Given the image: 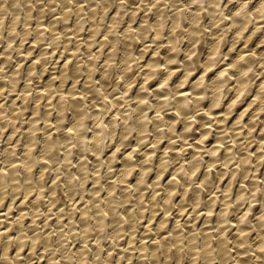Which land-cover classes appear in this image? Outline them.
Wrapping results in <instances>:
<instances>
[{
    "label": "bare ground",
    "instance_id": "bare-ground-1",
    "mask_svg": "<svg viewBox=\"0 0 264 264\" xmlns=\"http://www.w3.org/2000/svg\"><path fill=\"white\" fill-rule=\"evenodd\" d=\"M29 1L26 0V2ZM68 1L69 0H61L62 4H64V8L62 9V11L60 10L61 12L58 17L53 14L55 16V20L51 19L53 20V22L50 20L51 24L48 27L52 31L55 30L56 26H58L59 23L60 24L61 23L66 24L67 22L70 23L69 18L71 17L70 13L72 12L68 8V5L71 6L70 4H68L69 3ZM73 1L75 2L77 0H73ZM161 1L153 0L152 4L154 5V7L156 6L157 9L156 12L151 10L150 7H148L152 11V13L154 12L156 13L155 14L156 17L153 22H148L149 17L151 16L147 17L148 20L145 18V16H143L141 20H138L140 22H138L139 24L135 27L134 26L135 23L133 22L134 20H136L137 15H135L136 12L133 11L131 15L132 18H130V22L128 21L129 24L127 23L128 25H126L125 23L126 25L125 29L124 30L121 29L122 35H119L120 34L119 33L118 34L119 36H115L116 34L114 35L111 33V37H110V35L108 36L107 33L103 32V30L105 29L104 27H102L103 28L102 30V28L98 25L100 23L97 22V25H95L94 23L95 26L92 24L91 25L92 28L90 27L92 35H90V38L88 37L87 40L88 51H86L87 49H85L86 53L88 52L89 58L88 59L86 58L87 61L84 62L83 64L81 60H80L81 63H79V61H75V60L72 61L73 58L71 59L72 55L74 54L77 55L78 53H80L79 51L80 44H79L77 45L78 47L74 48V51H72L65 60L58 59L56 61L57 66L59 65L58 67L59 70L56 71L54 69L55 71L50 70L51 72H49L48 70L49 66L46 65L48 59L45 60L46 56H44L45 53L43 52L45 49L43 51L41 50L42 52L37 54L36 58L29 65V68L28 69L26 68L28 74L27 76L28 79L26 80L27 83L23 89L21 88L22 89L21 94L19 95L15 94L18 95V97L11 96L12 95L11 93L18 88V87L16 88V84L22 81L19 75L18 76L21 79V80L19 79L20 80L19 82L16 81L17 80L16 78H18V76L15 78V75L19 74L21 72L20 71L21 69L19 68L20 72L18 71V69H16L14 72H12L13 70H10L12 72L11 74H9L11 75L10 78L12 84L9 90L11 91L9 93L11 94L9 95V97L11 96V98H9L8 100L5 99L4 100L5 102L0 101V264H58L59 261L57 260V257L59 255L62 256V257H58L59 260L63 261L62 264H71L75 258L74 257L72 258L73 260H71V257H73V253L78 259L77 261H80L81 264H85L87 262L86 256L88 255L87 258H89L90 252L88 251L91 250L90 248H92V252L94 249L95 252L99 253L100 251L101 254L103 253L101 250L103 249L102 247L104 246L101 247L96 242V240L103 238L101 237L100 238L98 237V239L95 238L96 240L92 242L90 241V235L93 234V231H95L94 234L97 231L99 235L100 233H103L102 231H106V229L104 228H107L109 230L108 227L110 226L106 227V224L110 222V221L107 222L108 218H111L112 219L111 221L114 222L112 224L114 225V229H115L113 238L115 239L114 243L116 244L117 242L121 241L120 239H118L119 236L122 235L124 236V234H122L123 233L122 230L124 228L122 229L121 228L122 226L120 224H124L125 220L127 221L126 223L129 224V226L127 225V227H129L128 229H130L129 242L132 246L128 245L127 249L125 248L123 249L121 246L119 251L120 254L122 252L125 253L126 251L131 254L132 253L131 250L133 251L135 250L133 241L136 238L135 237L136 231L139 230L140 228L143 229L142 240L138 250L140 255H138L139 259L136 264H184V262H186L185 264H229L230 261L234 262L232 264H248V263L250 264L251 262L249 261L251 259L254 260V263L256 264H264V76L263 78L256 81L257 76L263 75L264 73V26L262 27V25H264V20H263L264 0H258L254 4L248 0H240V1L238 0L239 3L229 11L228 10L226 11L225 9L227 8L228 5L226 7H224L223 5L224 0H210L207 12L204 11L203 9L205 7L204 0H189V4L187 3H186L187 5L184 4L187 7L182 6L183 4L182 2L181 7L182 8L184 7V10L180 8L179 5L177 4L180 3V0H172L173 1L172 7L174 8L176 6L174 9H172L173 10L172 14L168 12L169 11L168 9H167L168 11H166V9L161 7L162 4ZM165 1L167 4L170 3L167 2V0ZM66 2L68 3L66 4ZM84 2L85 1L81 3L84 4ZM98 2L102 4L101 12L103 16L105 15L107 17L106 14L109 13L108 3L110 2V0L109 2L108 0H98ZM125 2H126L125 4L123 2L116 4L120 9L124 5L126 6L129 0ZM53 3L50 5H53ZM19 4L23 5V3L21 2ZM33 4L31 7L35 5ZM55 4L57 5V3ZM86 4L87 3H85V5ZM1 5L3 4H0V6ZM30 5L28 8L27 6L23 7L24 10H26L27 8L24 19H26L28 22L31 21L29 19L33 17L32 15H34L33 13H31L33 12V10L31 11ZM3 6L2 8H4ZM15 6H13V10ZM91 6L92 4L89 7ZM52 7L54 10L55 6ZM82 7L83 6L81 5L79 6V8L76 7L75 9V13H77V16L79 15L78 17L80 18L79 19L80 22L78 21L74 23L75 26L73 25L75 33H79L80 29L82 28V25L85 26L84 22L83 23L81 22L82 20L81 16L83 15L80 16V12L81 10H83ZM96 7L97 6H92L91 11L89 10L90 14L87 13L88 16L89 15L91 17L94 16L93 17L94 19L97 17V13L95 17V10H97ZM111 7L113 8V6ZM2 8L0 10L1 16L4 14L3 13L4 9ZM16 8L18 11V7ZM19 8H21V6H19ZM23 8H21L22 11ZM9 9L5 8V10H8V13H9ZM48 9L50 10L49 7ZM119 9L118 11H120ZM19 11L21 12L20 9ZM58 11L59 10H57V12ZM72 11L74 13V10ZM118 11H116V13L112 16L111 27L112 29L115 27V30L119 26H121L120 24L122 23V20H124L123 18H125L122 17L120 13L118 14ZM202 11H204L205 13ZM86 12L84 13V16ZM54 13H56V11H54ZM203 17L204 19L210 17L211 27H215L214 25H216V23L219 24L220 22H222L223 21L222 19L224 17L225 18L227 17L228 19L224 23L219 25V28L221 27V31L223 30L222 33L221 32L218 33L217 30L219 29L217 28L216 32L213 30L215 33L214 32L212 33L211 38L210 35L209 37L208 35H206L205 39L203 40L201 33L203 29L201 19H203ZM20 18L21 19L23 18L22 14ZM41 18L38 17L37 19H41ZM86 18L88 17L86 16ZM1 19L2 17L0 18V20ZM101 19L103 20V23L104 20H106L105 18H101ZM11 21L12 23L9 24L11 25V27H9L11 31H13L16 28L17 24L20 25L21 23H23V21L21 22L20 19L18 20L17 14L13 16ZM83 21H86V19L85 20L83 19ZM252 21L254 22V24L249 25L251 24ZM1 22L2 20L0 21V24ZM167 22L168 25L166 27L164 26V24ZM66 25H68V23ZM36 26L34 29L37 35L35 36L36 39L35 41H33L34 43L31 44V46L29 47L30 51L26 53V56L25 54L23 55L21 54L22 57L25 56L26 58H28V56L31 55V51H32L31 49L33 48L34 50V48L38 45L37 41L43 39L42 32L45 31L47 27L44 26L43 21L41 23L39 22V24L36 23ZM179 27H182V29L178 30L179 31L178 32L177 29H179ZM0 29L4 32L0 35L2 36L5 34L4 30L6 29L4 28L2 29V27H0ZM10 29H8V31H10ZM31 29H33V27ZM64 29L66 30L65 27ZM28 30L29 29H27V32ZM34 30L32 31L34 32ZM100 30L103 33H105L106 36H108V38H110L113 47H117L118 43L122 42V45L125 49L123 51L125 64L123 68L120 70L119 76L121 82L122 80L124 81L125 86L123 89H121L120 87L114 88V89L119 88L120 90H122L121 92L122 94L120 95H117L116 91L114 92L113 89V93L117 95L116 97H114V94H112L113 96L110 95L109 97V93H108L109 98L113 97V99L111 98L112 100L110 103L106 102L109 99L107 98L106 100L107 94L105 95V98L103 97L102 99V100L105 99L106 103L105 102L103 103L102 100H101L102 103L99 102L98 104H95L96 102L94 103L95 107L97 106V109L93 111L92 114L93 115L92 120L94 126L93 128H90L92 131L88 133V131L90 130L88 129V127L89 126L91 127V125H89L88 122L87 124L89 126L86 127L87 125L86 121H89L87 120V118L89 117H86L88 116L87 114L89 108L86 109L88 106L84 107L83 105L85 104L83 103L84 102L83 98H85L84 93L81 96L79 95V91H77L78 93L76 94L75 89L76 87H78L77 86L79 84L78 82L82 80L81 78L83 75V73L81 74L82 71H85L86 79H87V81L84 83L85 86L82 88L86 89L87 88L86 85H88L87 83L91 82L92 84V82L95 81L94 78L98 71L97 68H99L100 66L96 67V64L98 63H96L95 55H93L92 46L94 45V43L98 41V40L96 41L94 37L99 36L100 33L98 31ZM118 30L115 32H118ZM14 31L16 32L17 29H15ZM111 31L112 30H110V32ZM230 31L231 34L228 36V32ZM56 33L58 34V32ZM63 33H59V34L62 35ZM7 34L10 33H6L5 38H8ZM17 34H19V32ZM28 34H26L25 37L28 36ZM11 35L13 34L11 33ZM63 35H66V33ZM164 35L167 38L166 41L165 39H163L164 43L162 47L165 46L163 54L157 55L159 54L158 52L160 51L159 49L161 48L160 47L161 45L151 53V56L146 60L145 63L146 67L143 70L144 76L142 78V81H140L139 83L140 86L133 87L135 85L134 83L139 79L138 77L135 76L136 71L135 70L133 71L132 68L134 69V67L135 68H139V67H136V65H134L135 63H133L134 60L138 58V55L136 56V58L135 56H133L134 58L132 57L131 53L134 49L130 47L131 44L138 43V41H139L138 44H141L140 41L143 40L144 41L143 48L141 49L140 53L142 54L141 56L143 55L145 56L146 53L148 54V50L151 48L150 45L155 43L158 38L160 39V37ZM55 36L56 34L54 35L53 39L52 38L50 39L53 40L52 42L50 41L51 44L52 43L56 44L55 40L58 41V38H60ZM106 36L104 37V39L101 40L100 42L101 44L107 41L108 38H106ZM180 36H182L183 38L182 40L179 39ZM13 37L15 36L10 37V39ZM62 37L65 38V36ZM29 38H30V34H29ZM79 38L81 37L79 36ZM148 38H150L149 41L150 44L146 45L145 42H147L146 39ZM201 38L203 41L202 44H199ZM8 39H6V41ZM184 39L186 41L185 44L186 48L183 47V50H180L178 48L180 47L182 41L185 42ZM65 41L68 42L66 39ZM81 41L82 40H80V42ZM2 42L0 40V43ZM35 43L37 44L36 46ZM65 44H67L68 46L69 43H65ZM256 45L261 46V48L256 49L255 48ZM10 46L9 48L6 46V48L10 49ZM103 46L104 45H102V47ZM95 47L96 44L94 48ZM68 48H70V46H68ZM77 49H79L78 52ZM117 49H119V47ZM110 50L111 53L109 54L108 59L105 61L104 67H101L103 69H101V71L99 72L101 75L100 77L102 80L101 82H103V84H101L102 86L100 88H97L96 85L94 84L97 81L93 83L95 87L94 89L97 88L96 92L95 93L93 92L95 95H97V93L99 95L100 92L103 91L105 87L109 86L107 82L108 83L112 82L110 76L112 74L111 72L114 71L113 64H115L116 61L118 60L117 59L118 56L115 59L113 55L116 56L115 54L116 51H113L112 49ZM198 50L199 53L197 55H194ZM7 52L10 53V51ZM7 52L6 54L5 52L3 53L7 55ZM98 52H101V50H99ZM136 52H137V48H136ZM92 55L94 57H91ZM98 56L99 55H96V57ZM141 56L139 55V57ZM78 57L82 59L81 56ZM97 59L99 62L100 61L99 58ZM17 60L15 61L17 62ZM221 61L223 62L218 67L217 65L221 63ZM162 64H165L166 66H162ZM13 65L17 66L18 64L16 65L13 63ZM20 66L21 65H19V67ZM117 66L115 65V67ZM161 66L163 68L165 67L164 69L167 70L164 71ZM37 67H41L37 71L39 76L43 77L46 83H45V88L38 89L33 97L31 95L34 93L32 91L31 94L29 92V89L32 86L31 80L33 79V75ZM214 67L215 68L218 67V69L209 73L210 70ZM179 68H181V70ZM195 70L196 73L194 76L193 74ZM158 72L159 75H157ZM3 73L0 75H4ZM38 74L34 75L35 78L36 75ZM155 74L157 76V79L154 81V84H150L151 82L150 80L155 78L154 76ZM71 76L73 77L70 78ZM116 76L118 75L116 74ZM5 82L2 80L1 83L2 84L4 83L3 85L5 86L6 84ZM35 82L37 83V81ZM39 83L41 84V82ZM118 83H120V81L119 82L116 81L114 83L115 85L113 86H116ZM91 84H89V86ZM92 87L90 89H92ZM31 89L33 90V88ZM3 92L4 89L2 93ZM45 96H47L48 101L41 102L40 101L41 98ZM153 96H155V98H153ZM100 97L102 96H99L98 98ZM31 98L33 100L32 115L30 116L29 113L30 117H28V119L26 117L27 119L26 121L24 120L21 121L20 116L27 115L24 114L26 113V109L31 101L29 99ZM105 104H107V108L109 107L112 108V110H114L113 109L114 107L118 110L116 113H113V116L111 118L109 117L110 119L108 121L107 120L105 121L104 119L106 117L105 113L107 109L105 108L106 106ZM6 109L7 110L9 109L10 112L6 113L8 112ZM68 109H70V113H71V109L73 110L72 111L73 115L71 116V118H68L67 116L68 115L67 112H69ZM152 109L154 111H152ZM170 109H172V112L167 113L166 111L167 110L169 111ZM53 110H56V116L55 119L51 121L52 118H54L51 117L53 114ZM201 111L203 112L200 113ZM109 113H111V110ZM152 113H154V115L151 116ZM41 117L44 118L43 123H40L39 121ZM152 122L155 124V128L153 127L154 129L151 128ZM150 131H153L154 134V138L151 139V141L149 140L151 143L150 145L152 146L144 149V151L139 156H137L136 148L137 147L139 148V146L141 147L142 145H144V143H146V141H148L147 139H149L148 136L151 133ZM130 134L131 135L133 134L131 136L132 138L129 137ZM60 135L62 136L61 137L62 139L61 138L60 139L63 140V143L65 145L63 143H60V139L58 144L64 145V148L63 147L62 148L64 150L63 155H65V157H63V160H65V162L66 161L70 162V159L73 157L72 152L75 149L74 147H72V145L74 142H77L76 149L79 152L76 153L79 154L78 156L81 155L77 167L78 171L73 172L74 171L73 167L75 166L72 165V163L70 165L73 169L72 170L73 173L69 172V176L67 175V178L69 177L67 181L68 186L65 184L68 187L69 192L71 190L73 192V189L75 188L74 186H76L74 185L76 181L73 184V179L75 180L76 175L79 176L78 182L81 181L80 183L82 184L85 181L83 179L86 176L85 168H87V166H85V164L87 163L88 165L87 161L89 160L87 159L88 157L83 159L86 156L85 154L91 152L94 155L93 157H96L95 160L93 159L94 161H96V163L97 161L102 160L100 158H102L103 156L102 153L104 149L110 146V144L108 143L109 146L106 147V142H105V140L107 139L106 137L110 136V138L114 141L115 137L117 136L116 137L117 139L113 147L114 149L113 152L107 158V160L104 159L105 162L106 161L108 162V168L110 169L111 167L115 166V164L113 165V163L116 164L120 163V161L117 160L118 158H121L120 157L121 154L118 153L119 148L122 147L124 144L127 145L131 143L134 144L128 150L124 151V154H122L123 155V158L121 159L123 161L122 168L120 167L121 168L120 171L118 170L119 175L117 176V178L115 177L114 180L108 181L109 189L105 196L101 197L100 195V197H98L99 196L98 194L101 191L100 187L102 186L99 187L97 182H99L98 175L101 174L96 175L97 171L95 172V177L92 178L94 179V183L95 184L97 183L98 186L94 188L90 187L92 188L91 190L92 192H90V194L92 193V195H90L91 199H89V201L90 200L91 201L90 202L88 201L89 204L88 202L86 203L88 205H84L82 203L80 204L79 202L78 203L79 205L75 207L76 205L75 204L73 206L74 208H76L75 210H77L75 212L76 215L75 213L72 212L70 217L68 216V218H65L63 216L64 215L63 213L65 212L62 213L63 210L62 207H58V210H56L57 208L56 204L58 202L57 200H59V197H61L62 195L58 194V188L54 187L55 184L53 183L52 184V186L54 185L53 188L51 189L49 187L51 191L47 198L48 205L46 204V207H50L49 208L50 211L56 210V213L52 212V214H54L55 217L51 218V216L46 215L47 217L44 218L45 217L44 216L43 217L44 219L41 218L42 221L40 222L39 214L43 216L42 214L43 211L42 213L40 212L41 207L43 203L46 202L43 201V194L45 193L44 187L46 185L43 186L42 184L44 181L47 180V179L46 180L43 179L44 178L43 175H45V171L47 168L45 169L44 172L41 169L43 173L38 177H37L38 175L37 173L36 175V177L38 178L37 180L34 178L33 168L35 167V164L37 162L38 165L40 164L39 161H41L43 167L45 166L47 167L48 165H50L53 159L54 161L55 159L57 160V155H60V152L62 151V150L59 151V154H57L55 157L54 155L55 146L59 138L58 136ZM193 135L196 137V140L195 142L191 141L192 145L190 146V148H187V145L189 144L188 140ZM165 137H168L167 139L168 144H166V146L164 145V149L161 151L162 154L158 159V157L156 158L155 156L158 151L157 148L159 147L160 142L164 140ZM176 137L177 139L175 140ZM176 141L180 142L181 145L180 148H177L176 144H178L179 142L177 143ZM207 142H210V144L207 145L206 144ZM39 145H40V150L37 148ZM59 148L60 147H57V149ZM170 148H172V151H169ZM36 149L41 151L39 155L36 153ZM190 149L193 152V154L189 158H187L185 152ZM37 155L39 157H37ZM136 156L137 158L135 159L134 157ZM48 160L50 161L49 164L45 165L46 161ZM59 160H61V158ZM63 160L61 161L63 162ZM171 162L172 163L176 162V163L173 166V168L169 170L170 167L169 165ZM54 163H58L59 165L61 162L59 163L58 161ZM61 164L59 166H61ZM97 165L99 166V163H97ZM40 167L42 168V166ZM68 167L66 166L65 170L63 168L64 173L69 169H71V167L70 168ZM135 167H138V169L135 170ZM153 167L155 171L153 172L152 170L154 177L150 170ZM52 168L54 169V167ZM55 168L57 169V167ZM67 168L68 170H66ZM90 170L88 172H90ZM52 171H54L55 174V169ZM59 171L61 172V170ZM60 172L58 173L59 175H57L59 177H61L60 174L63 173ZM133 172H134V177L132 179L131 174ZM49 173H52L51 170L49 171ZM112 173H116V172L113 171ZM150 174H151L150 177H152L151 185L154 188V192H152L148 196L147 205L149 206L150 210L148 214L149 217H147L146 216L147 208L145 207V205L143 206L141 202L142 200H144L143 197L145 196L144 193H147L148 191L144 192L142 186L146 180H149L147 178L149 177ZM47 177L49 178V176ZM63 177L65 178V176ZM100 177L102 179L103 176ZM89 179L91 180V177ZM64 180H66V178ZM47 181L50 180L48 179ZM64 183H66V181ZM117 183L119 184L124 183L122 184V187L124 188L125 191L122 190L123 191V192L121 191L122 194L119 191L120 193L118 194L121 195L120 196L117 195L115 199L113 196L114 195L113 191L117 186L116 185ZM108 184L106 185L108 186ZM131 185H133V188H135L134 189L136 191L135 200H137L136 203H138V204L133 203L136 204V206L138 205L137 207L134 206V208L130 206L132 196L129 194V192H127V190L130 191V188L128 189V187H130ZM61 186L63 187V185ZM104 186L105 184L103 185V187ZM145 189L146 188H144V190ZM160 190L162 191L160 192ZM74 194L71 195L74 196ZM83 194L86 195L87 193H83ZM118 196L120 199L119 200L120 203H122V205L125 206V211L123 213L122 212L119 213V211H123V209L122 210L120 209L118 211L117 208ZM60 199H62V197ZM175 205L178 207L177 208L178 212H181L182 215L185 213L187 206H191L189 210L187 208L188 211H193L195 213V217L193 219L195 220V222L192 223L191 226L187 224L192 220L186 222L183 221L184 223H182L179 221V217L175 220L173 225L171 224L172 226L168 224L169 223L168 220L171 214L170 210ZM72 208L69 209V212H71V210L72 211L74 210ZM159 210L160 211L162 210V216H159L161 214ZM234 211L238 212L236 218L232 216L233 215L232 213ZM145 217H147L148 219L144 223L142 222V219H145ZM200 219L202 220L199 223ZM122 220H124V222ZM211 221H214L213 226L210 225L207 227L206 224ZM112 222H110L109 224H111ZM52 224H54V227L51 226ZM64 224L67 225L68 227H64ZM186 227H188V232L183 231ZM211 227H214L216 229L213 231L212 228L211 231L209 230ZM229 228H232L233 231L232 236L228 235ZM198 229H200V231L195 232V230ZM152 232H154L157 235L155 237L153 236V238L148 241L145 240L147 237L152 235L151 234ZM102 237L105 238V235H103ZM72 238L77 240L80 239V241L78 242V249L74 251L73 248L71 252L68 250L70 252L69 253L66 252L65 248L67 245L65 246V244L67 243L66 241ZM54 240H56V242ZM100 241L101 240H99L98 242L101 244ZM106 245L109 244L107 243ZM112 249L113 247L107 251L105 259H103L105 264H109V260H111L109 259V257L112 255L114 251L117 252L119 248L117 249V251L115 249L114 251H112ZM135 251L137 252V250ZM120 256L122 257V255ZM103 261H101L102 264Z\"/></svg>",
    "mask_w": 264,
    "mask_h": 264
},
{
    "label": "rangeland",
    "instance_id": "rangeland-1",
    "mask_svg": "<svg viewBox=\"0 0 264 264\" xmlns=\"http://www.w3.org/2000/svg\"><path fill=\"white\" fill-rule=\"evenodd\" d=\"M1 1H2V3H1ZM4 1V2H3ZM5 1H6V3H5ZM13 3H12V2ZM20 1L21 3H23V5H20L18 2ZM24 1V2H23ZM27 1H29V0H27ZM35 1V2H34ZM30 0L29 2H26V0H0V4H5L4 6L3 5H1L0 6V10H1V8H2V6L4 7V8H2V9H4V11H3V15L1 16L0 15V18L2 17V22H1V24H0V27H2V29L4 28V29H6V30H4L5 31V34L4 35H2V36H0V40H1V42L2 41H4V42H2V43H0L1 45H0V74H2L3 72V74L4 75H0V83L2 82V80L5 82V81H7V82H5L6 84H5V86L2 84V87H1V84H0V89L1 88H3L4 89V92L2 93V91H3V89H1L0 90V93H2L3 94V96H2V94H0V101L2 102H5L4 100L6 99V100H8L9 98H11V96H15V97H18V95L19 94H21V92H22V89L25 87V85H26V80L28 79L27 78V76H28V74H27V69L29 68V65L31 64V62L36 58V56H37V54H39V53H41L44 49L47 51V54H46V51L44 50L43 52L45 53V55L44 56H46V58H45V60H47L46 62H47V66H49L48 67V70H49V72H51V71H57V70H59V65L57 66V64H56V61L58 60V59H61V60H65L67 57H68V55H70V53L72 52V51H74V48H76V47H78L77 45H79L80 44V50L79 49H77V52H78V50L80 51V53H78L77 55H75V57H74V55H72L71 56V59H72V61H79V63H81V61H82V64L84 63V62H86L87 61V59L89 58L88 57V52L86 53V51H88V49H87V40H88V37L90 38V35H92V33H91V28H92V24L94 25V23H95V25H97V22L98 23H100V24H102V25H100V24H98L101 28L102 27H104V29L106 30H103V28H102V30H103V32H105V33H107L108 34V36L110 35V37H111V33L112 34H116L115 36H119V35H122L121 33H122V31H121V29L122 30H124L125 29V26L126 25H128L129 24V22H130V18H132L131 17V15H132V13H133V11H135L136 12V14L135 15H137L136 16V20H134V22L133 23H135L134 24V26L136 27L139 23L138 22H140V21H138V20H141L142 18H143V16H145V18L148 20V18L147 17H149V16H151V17H149V20H148V22H153L154 20H155V17H156V11H157V9H156V6L154 7V5L152 4L153 3V0H129V2L130 1H132V2H127V4H126V6L124 5L123 7H121L120 9L118 8V6H117V4L116 3H126L125 1H128V0H117V2H116V0H110V2H109V0H108V5H109V10H108V14H106L107 15V17L104 15L103 16V14H102V4H100L99 2H98V0H91L92 1V3H91V1H89V0H77V1H71V0H69L68 2H66V4L68 3V4H70L71 6H69L68 5V8L71 10V12L72 13H70V15H71V17L69 18L70 20V23L69 22H67L68 23V25H69V28H70V30H69V28H68V25H66V24H64V23H61L62 24V26H61V24L59 23V27L58 26H56V28H57V30H56V28H55V30H56V32H58V34L55 32V30L54 31H52L51 29H49L48 27L50 26V24H51V22H50V20L51 19H53V20H55V16H59L60 15V12L62 11V9L64 8V4H62V2H61V0ZM70 1H71V3H70ZM83 1H85L84 2V4H82L83 3ZM112 1H113V3H112ZM121 1V2H120ZM159 1H161V0H159ZM172 0H167V2H170V3H166V1L164 0H162L161 2H162V4H161V7L162 8H164V9H166V11H168L169 13H173V10L172 9H174L173 7H172V3H173V1L171 2ZM209 1L210 0H204V11H206L207 12V9H208V5H209ZM230 1V2H229ZM240 1V0H239ZM239 1L238 0H224V3H223V5H224V7H226L227 5V8H225L226 9V11L228 10H231L233 7H235L238 3H239ZM248 1H250L251 3H255L256 1H258V0H248ZM15 2H17V3H15ZM26 2V3H25ZM31 2V3H30ZM37 6H35L33 3ZM38 2V3H37ZM43 4H42V3ZM54 2V3H53ZM82 2V3H81ZM151 2V3H150ZM165 4H164V3ZM182 2H183V4H182ZM12 3V4H11ZM15 3V4H14ZM53 3V5H50V4H52ZM55 3H57V5L59 6H57ZM78 3V4H77ZM85 3H87L86 5H85ZM135 3V4H134ZM189 4V0H180V3H177L178 5H179V7L180 8H182L181 7V4H182V6H184V7H187L186 5L187 4ZM230 3V4H229ZM9 4V5H8ZM19 4V5H18ZM25 4H27V5H25ZM30 5V7L32 6V4L34 5L33 7H31V11L33 10V12H31V13H33L34 15H32V16H30V17H32V18H30L29 20H31V21H27L26 19H24V16H25V14H26V10H27V8L29 7V5ZM38 4V5H37ZM46 4V5H45ZM48 4V5H47ZM55 4V5H54ZM61 4V5H60ZM83 6L82 7V9L83 10H81V12H80V16L81 15H83L84 16V13L86 12V14H85V16L83 17V16H81L82 18V20H81V22L83 23L84 22V24H85V26L84 25H82V28L80 29V31H79V33H75V31H74V26H75V24L74 23H76V22H80V18L77 16V13H75V9H76V7L77 8H79V6H81V5ZM92 4V6H97L96 7V9L97 10H95V17H96V13H97V17L94 19L93 17H91L90 15L88 16V14H90V11H91V7H89L90 5ZM112 4V5H111ZM116 4V5H115ZM136 4H139V5H136ZM141 4V5H140ZM184 4H186V5H184ZM16 5V6H15ZM44 7H43V6ZM79 5V6H78ZM101 5V6H100ZM151 5H152V7H151ZM165 5V6H164ZM168 5V6H167ZM206 5H207V7H206ZM11 6H12V8H11ZM13 6H15L14 7V10H13ZM19 6H21V8H23V7H26L27 6V8H26V10H24V8H23V11H22V9L21 8H19ZM41 6V7H40ZM45 6H47V7H45ZM52 6H55L54 8L56 9H54L53 10V7ZM57 6V7H56ZM86 6V7H85ZM111 6H113V8L111 7ZM114 6H115V8H114ZM117 6V7H116ZM144 6V7H143ZM9 7H10V9H9ZM16 7H18V11H17V8ZM34 7H36V8H34ZM48 7L50 8V10L48 9ZM52 7V8H51ZM71 7V8H70ZM74 9H73V8ZM89 7V8H88ZM142 7V8H141ZM147 7V8H146ZM148 7H150L151 8V10H153V11H155L154 13H152V11L150 10V8H148ZM184 7L182 8L183 10H184ZM5 8H8L9 9V13H8V10H5ZM34 8V9H33ZM87 8V9H86ZM93 8H95V7H93ZM100 8V9H99ZM126 8V9H125ZM142 10H141V9ZM19 9L21 10V12L19 11ZM46 9V10H45ZM118 9L120 10V11H118ZM140 9V10H139ZM144 9V10H143ZM149 9V10H148ZM155 9V10H154ZM168 9V10H167ZM202 9V10H203ZM13 10V11H12ZM42 10H44V11H42ZM53 10V11H52ZM57 10H59L58 12H57ZM61 10V11H60ZM72 10H74V13H73V11ZM86 10V11H85ZM90 10V11H89ZM100 10V11H99ZM11 11V12H10ZM52 11V12H51ZM54 11H56V13H54ZM84 11V12H83ZM116 11H118V14L120 13L121 14V16L122 17H125V18H123L124 20H125V22H124V20H122V23L120 24L121 26H119L116 30H115V27L112 29V27H111V24H112V16L116 13ZM123 11V12H122ZM204 11H202V12H204ZM14 12V13H13ZM20 12V13H19ZM43 12V13H42ZM100 12V13H99ZM113 12V13H112ZM124 12H125V15H124ZM127 12V13H126ZM139 12V13H138ZM146 12H147V14H146ZM15 15V14H17L18 15V20L20 19V21L22 22L23 21V23H21L20 21V25L22 26H20L19 24H17V26H16V28L15 29H17V33L19 32V34H17L14 30V32L13 31H11V29L9 28V27H11V25H9V24H11L12 23V18H13V14ZM45 13V14H44ZM82 13V14H81ZM88 13V14H87ZM205 13V12H204ZM218 13V12H217ZM21 14L23 15V18L21 19L20 18V16H21ZM55 16H54V15ZM72 14H73V16H72ZM75 14V15H74ZM94 14V13H93ZM100 14V15H99ZM112 14V15H111ZM130 14V15H129ZM146 14V15H145ZM13 15V16H12ZM170 15V14H169ZM86 16L88 17V18H86ZM110 16V17H109ZM139 16V17H138ZM41 18V19H37V18ZM100 17V18H99ZM78 18V19H77ZM94 20H93V19ZM101 18H105L106 20H104V23H103V20L101 19ZM111 18V19H110ZM225 18V17H224ZM222 19L221 21L222 22H220L219 24H217L216 23V25H214L215 27H211L210 26V17L209 18H205L204 19V17H203V19H201V23H202V25H203V29H202V38H203V40L205 39V37H206V35H208V37H209V35H210V38H211V36H212V33L215 31L216 32V30H217V28L219 29V30H217V32L218 33H222V31H221V27L219 28V25L220 24H222V23H224L228 18L226 17L225 19ZM83 19L85 20L86 19V21H88V22H86V21H83ZM101 19V20H100ZM109 19H110V21H109ZM0 20V21H1ZM32 20H33V22H32ZM38 20H40V21H38ZM53 20H51L52 22H53ZM77 20V21H76ZM97 20V21H96ZM169 20H170V18H169ZM264 20V19H263ZM26 21V22H25ZM43 21V24H44V26L45 27H47L46 28V30L45 31H43L42 32V35H43V39H41V40H39V41H37V44L35 43V48H34V50H33V48L31 49L32 51H31V55H29L28 56V58H26L25 56H26V53L28 52V51H30L29 49V47L31 46V44H33L34 42L33 41H35V39H36V37L35 36H37L36 35V32H35V26H36V23L37 24H39V22L41 23ZM74 21V22H73ZM101 21H102V23H101ZM129 21V22H128ZM136 21V22H135ZM203 21V22H202ZM18 22V23H19ZM28 22V23H27ZM31 22V23H30ZM50 22V23H49ZM105 22H106V24H105ZM111 22V23H110ZM256 22V21H255ZM5 23V24H4ZM8 23V24H7ZM24 23H26V24H24ZM30 23V24H29ZM124 23V24H123ZM125 23H126V25H125ZM128 23V24H127ZM206 25H205V24ZM23 24V25H22ZM166 24V25H165ZM164 24V26H166L167 27V25H168V22L167 23H165ZM209 24V25H208ZM254 24V22L252 21L251 22V24H249V25H253ZM7 27H6V26ZM19 25V26H18ZM29 25V26H28ZM57 25V24H56ZM65 25V26H64ZM74 25V26H73ZM94 25V26H95ZM208 25V26H207ZM262 25V24H261ZM28 26V27H27ZM61 26V27H60ZM217 26V27H216ZM264 25H262V27H263ZM18 27V28H17ZM33 27V29H31ZM37 27V26H36ZM64 27L66 28V30L64 29ZM85 27V28H84ZM91 27V28H90ZM121 27V28H120ZM20 28H21V30H20ZM26 30H24V29ZM62 28V29H61ZM100 28V29H101ZM165 28V27H164ZM216 28V29H215ZM249 28V27H248ZM8 29H10V31H8ZM27 29H29L28 30V32H27ZM47 29H48V31H47ZM60 29V30H59ZM108 29H109V31H108ZM119 29V30H118ZM182 29V27H179V29H177V31L178 30H181ZM32 30H34V32L32 31ZM59 30V31H58ZM63 30H64V33H63ZM72 30V31H71ZM110 30H112L111 32H110ZM117 31L118 30V32H115V31ZM134 30V29H133ZM203 30H205V31H203ZM214 30V31H213ZM25 31V32H24ZM31 33H30V32ZM48 33H47V32ZM71 31V32H70ZM101 31V30H100ZM100 31H98L99 33H97V34H99V36L97 37V36H95L94 38L96 39V41L98 42V45H97V42L96 43H94V45L92 46L93 48V50H92V52H93V55H95V60H96V63H98V64H96V67H99V68H97V73H96V76H95V81H97V82H92V84L94 83L95 85H96V87L97 88H100L102 85L101 84H103V82H101L102 80H101V75H100V71H101V69H103V68H101V67H104V64H105V61L108 59V56H109V54L111 53V50L110 49H112L113 51H116L115 52V54H116V56H114L113 55V57L116 59V57L118 56V60L116 61V63H115V61H114V63L115 64H113V72H111L112 74H111V76L112 75H115L116 76V74L118 75V76H116V78H115V76H110V78H111V80H112V82H110L111 83V85H110V83H108L107 82V84H109V86H107V87H105L104 89H103V91H101L100 92V94L98 95V93H97V95H95L94 93L96 92V89H94L95 87H94V84H93V87H92V84H91V82L90 83H87L88 85H86L87 86V88L86 89H84V88H82V87H84L85 86V82L87 81V79H86V74H85V71H82L81 72V74L83 73V75H82V80H80L78 83V87H76V89H75V91H76V94L78 93L77 91H79V95H83V93H84V95H85V98H83V103H85V104H83L84 105V107H87L86 109H88L89 108V110H88V116H86V117H89V118H87V120H89V121H86V124H87V122H88V124L89 125H91V127L87 124L86 125V127H88V129H90V128H93V126H94V124H93V120H92V118H93V111H95L96 109H97V106L95 107V105H94V103L95 104H98V102L99 103H102V101H103V103L105 102V99L104 100H102L103 99V97L105 98V95L107 96L106 97V100H107V98H109L110 97V95H112V94H114L113 93V89L115 88V87H120L121 89H123L124 88V86H125V83H124V81L122 80V82H121V79H120V76H119V72H120V70L123 68V66H124V47H123V45H122V42H119L118 43V45H117V47H113L112 46V42L110 41V38H108V36H106V34L105 33H103L102 31L100 32ZM232 31V30H231ZM231 31L230 32H228V36L231 34ZM33 32V33H32ZM46 32V33H45ZM55 32V33H54ZM67 32H70V33H67ZM90 32V33H89ZM110 32V33H109ZM179 32V31H178ZM206 32V33H205ZM210 32V33H209ZM214 32V33H215ZM2 33H4L1 29H0V35L2 34ZM6 33H10V34H7V37L10 39V37H12V36H15V37H13V38H11L10 40H12V41H10L8 38H5L6 37ZM11 33L13 34V35H11ZM14 33H15V35H14ZM22 33H24V34H22ZM30 34V38H29V34ZM34 33H35V35H34ZM59 33H63V34H65L66 33V35H61V34H59ZM74 35H73V34ZM120 33V34H119ZM26 34H28V36H26L25 37V35ZM56 34V36L57 37H60V38H62V39H60V38H58V41L57 40H55L56 41V44H54V43H52L51 44V42L53 41V40H50L51 38L53 39L54 38V35ZM69 34H70V36H69ZM77 34H79V35H77ZM119 34V35H118ZM10 37H9V36ZM17 35H18V37H17ZM52 35V36H51ZM59 35V36H58ZM113 35V36H114ZM166 35V34H165ZM164 35V36H165ZM227 35V34H226ZM55 36V37H56ZM62 36H65V38L64 37H62ZM79 36L81 37V38H79ZM106 36V38H108L107 39V41L106 42H104V43H100L101 42V40L102 39H104V37ZM164 36H162V37H160V39L158 38L157 39V41L155 42V43H153V44H151L150 46H151V48H150V46H149V50H148V54L146 53V57L143 55V56H141L142 54L140 53V51H141V49L143 48V40H141L140 41V43L141 44H138L139 43V41H138V43H133V44H131V48H133L134 50L132 51V53H131V55H132V57L133 56H135V58H136V56L138 55V58L137 59H135L134 60V62L133 63H135L134 65H136V67H139V68H135L134 67V69L132 68V70L134 71H136L135 72V76L136 77H138V79L139 80H137L134 84V86L133 87H135V86H140L139 85V83H140V81H142V78H143V76H144V73H143V70H144V68L146 67L145 66V63H146V60L151 56V53L154 51V50H156V48H158L160 45V47L162 48H160L159 50V54H157V55H160V54H163V51H164V47H162L163 46V43H164V40L163 39H165V41H166V36L164 37ZM17 37V38H16ZM22 37V38H21ZM25 37V38H24ZM68 37V38H67ZM71 37V38H70ZM97 37V38H96ZM227 37V36H226ZM16 38V39H15ZM78 38H79V40H78ZM162 38V39H161ZM202 38H201V41L199 42V44H202ZM2 39H5V40H2ZM6 39H8L7 41H6ZM24 39V40H23ZM65 39L68 41V42H66L65 41ZM77 39V40H76ZM180 40H182L183 38H182V36H180V38H179ZM14 40V41H13ZM25 40H27V41H25ZM80 40H82V41H86L85 43L84 42H80ZM147 40V42H145L146 43V45L147 44H150V38H148V39H146ZM161 40V41H160ZM20 41H22V42H20ZM29 41V42H28ZM41 41V42H40ZM51 41V42H50ZM70 41V42H69ZM76 41H77V43H76ZM79 41V42H78ZM184 41H185V39H184ZM24 42V43H23ZM45 42V43H44ZM49 42V43H48ZM60 42V43H59ZM183 42V41H182ZM181 42V44H180V47L178 48V49H180V50H183V47L184 48H186V41L185 42H183L182 43ZM12 45H11V44ZM15 43V44H14ZM19 43V44H18ZM40 43V44H39ZM65 43H69L68 44V46H70V48H68V46H67V44H65ZM109 43V44H108ZM5 44V45H4ZM9 44V45H8ZM14 44V45H13ZM24 44V45H23ZM62 44V45H61ZM83 44V45H82ZM95 44H96V47L94 48V46H95ZM11 45V46H10ZM52 45V46H51ZM72 45V46H71ZM76 45V46H75ZM102 45H104L103 47H102ZM111 45V46H110ZM133 45V46H132ZM183 45V46H182ZM6 46L9 48V46H10V49H8V48H6ZM39 46V47H38ZM42 46V47H41ZM56 46V47H55ZM58 46H59V48H58ZM61 46V47H60ZM67 46V47H66ZM75 46V47H74ZM82 46V47H81ZM85 46V47H84ZM108 46V47H107ZM122 46V47H121ZM44 47V48H43ZM49 47V48H48ZM104 49V51H103V49ZM110 47V48H109ZM119 47V49H117ZM5 48H6V50H5ZM42 48V49H41ZM68 48V49H67ZM106 48V49H105ZM109 48V49H108ZM114 48V49H113ZM116 48V49H115ZM136 48H137V52H136ZM256 49H260L261 48V46H259V45H256V47H255ZM14 49V50H13ZM20 49V50H19ZM67 49V50H66ZM71 51H70V50ZM73 49V50H72ZM85 49H87L86 51H85ZM96 49V50H95ZM5 50V51H4ZM42 50V51H41ZM58 50V51H57ZM66 50V51H65ZM95 50V51H94ZM99 50H101V52H98ZM107 50V51H106ZM117 50H118V52L119 51H121V52H117ZM162 50V51H161ZM7 51H10V53L9 52H7ZM12 51V52H11ZM20 51V52H19ZM22 51V52H21ZM34 51V52H33ZM82 51V52H81ZM84 51H85V53H84ZM3 52H5V54H6V52H7V55H5ZM107 52V53H106ZM135 52V53H134ZM250 52V51H249ZM2 53V54H1ZM20 53V54H19ZM100 53H101V55H100ZM104 53V54H103ZM199 53V50L194 54V55H197ZM5 56H4V55ZM10 54H11V56H10ZM23 54H25V56L24 57H22V55ZM51 54V55H50ZM55 54V55H54ZM81 54V55H80ZM83 54V55H82ZM121 54V55H120ZM135 54V55H134ZM20 55H21V57H22V60H21V57H20ZM49 55V56H48ZM65 55V56H64ZM86 57H85V56ZM91 56V57H94V56ZM96 55H99L98 57H96ZM130 55V56H131ZM139 55L141 56V57H139ZM7 56V57H6ZM10 58H9V57ZM78 56H81V58L82 59H80V57H78ZM17 57H20V58H17ZM62 57V58H61ZM85 57V58H84ZM105 57V58H104ZM112 57V58H113ZM227 57V56H226ZM225 57V58H226ZM228 57H231V56H228ZM8 58V59H7ZM87 58V59H86ZM97 58H99V62H98V59ZM134 58V57H133ZM10 59V60H9ZM18 59V60H17ZM52 59V60H51ZM121 59H122V61H121ZM7 60H9V61H7ZM15 60H17V62L15 61ZM20 60V61H19ZM44 60V61H45ZM51 60V61H50ZM81 60V61H80ZM85 60V61H84ZM113 60V59H112ZM22 61V62H21ZM26 61V62H25ZM122 62V63H120V62ZM177 61V60H176ZM6 62V63H5ZM19 62V63H18ZM25 62V63H24ZM45 62V63H46ZM137 62V63H136ZM222 62L223 61H221V63H219L217 66L219 67L221 64H222ZM13 63L14 64H18L17 66H15V65H13ZM21 63V64H20ZM112 63H113V61H112ZM177 63V62H176ZM12 64V65H11ZM24 64V65H23ZM26 64V65H25ZM101 64V65H100ZM119 64V65H118ZM121 64H122V66H121ZM19 65H21L20 67H19ZM115 65L117 66V67H115ZM138 65V66H137ZM57 66V67H56ZM162 66H166L165 64H162ZM161 66V67H162ZM3 67V68H2ZM16 67V68H15ZM18 67V68H17ZM54 67V68H53ZM115 67V68H114ZM218 67H214V68H212L211 70H210V72L209 73H211L212 71H214V70H216V69H218ZM259 67V66H258ZM2 68V69H1ZM21 70H20V69ZM27 68V69H26ZM41 67H37V69H36V71H35V73H34V75L35 74H38V71L37 70H39ZM163 68V67H162ZM165 68V67H164ZM163 68V70L165 71V70H167V69H164ZM182 68V67H181ZM181 68H179L180 70H181ZM7 69V70H6ZM16 69H18V71L20 72H18L19 74H16L15 75V78L19 75L20 77H21V79H22V81H20L21 79H20V77L18 76V78H16L17 80V82H19V83H17L16 84V92L15 91H13V92H15V93H11V94H9L11 91H9L10 90V88H11V84H12V82H11V75H9V74H11L12 72H14ZM24 69V70H23ZM55 69V70H54ZM115 69H116V71H115ZM137 69V70H136ZM1 70H2V72H1ZM10 70H13L12 72L10 71ZM51 70V71H50ZM118 70V71H117ZM26 71V72H25ZM142 71V72H141ZM7 72H9V73H7ZM24 73V74H23ZM115 73V74H114ZM195 73H196V70H195V72H194V76H195ZM22 74V75H21ZM80 74V75H81ZM138 76H137V75ZM141 74V75H140ZM9 75V76H8ZM33 75V79L31 80V84H32V86L30 87V89H29V92L31 93L32 91H33V93L34 94H32L31 96H33L34 97V95L36 94V92H37V90L38 89H42V88H45V81H44V78L43 77H40L39 76V74L38 75H36V78H35V76ZM157 75H159V72L157 73ZM2 76V77H1ZM5 77V80H4V77ZM141 77V79H140V77ZM155 76V78L154 79H152V80H150L151 82H150V84H154V81L157 79V76H156V74L154 75ZM153 76V77H154ZM263 76H264V73H263V75H258L257 76V79H256V81L257 80H259V79H261V78H263ZM73 76H71L70 78H72ZM80 77V76H79ZM78 77V78H79ZM84 77V78H83ZM114 77V78H113ZM69 78V79H70ZM9 79V80H8ZM20 79V80H19ZM34 79H36V80H34ZM114 79V80H113ZM115 79H116V81H120V83H118L116 86H113V85H115L114 83L116 82L115 81ZM25 80V81H24ZM29 80V81H30ZM34 80V81H33ZM71 80V79H70ZM110 80V81H111ZM35 81H37V83L35 82ZM22 82V83H21ZM39 82H41V84L39 83ZM10 83V84H9ZM34 83V84H33ZM24 84V85H23ZM37 84H39V85H37ZM89 84H91L90 86L92 87V89H90L91 87L89 86ZM120 84H121V86H120ZM9 85V86H8ZM70 85V84H69ZM98 85H99V87H98ZM8 86V87H7ZM112 86V87H111ZM7 87V88H6ZM39 87V88H38ZM112 90H110L109 88ZM6 88V89H5ZM22 88V89H21ZM31 88H33V90L31 89ZM154 88V87H153ZM20 89H21V91H20ZM80 89V90H79ZM81 89H82V91H81ZM90 89V90H89ZM109 91H108V90ZM90 92H89V91ZM81 91V92H80ZM87 91V92H86ZM105 91V92H104ZM111 91V92H110ZM116 91V94L117 95H120V94H122L121 92H122V90H120L119 88L117 89H114V92ZM118 91V92H117ZM8 92V93H7ZM94 92V93H93ZM104 92V93H103ZM107 92V93H106ZM120 92V93H119ZM81 93V94H80ZM87 95H86V94ZM91 93V94H90ZM92 93H93V95H92ZM108 93H109V97H108ZM15 94H18V95H15ZM5 95V96H4ZM9 95H11L10 97H9ZM104 95V96H103ZM117 95H115L114 94V97H116ZM94 96V97H93ZM99 96H102V97H100V98H98ZM113 96V95H112ZM96 97V98H95ZM43 98V99H42ZM41 98V102H47L48 101V99H47V96H45V97H42ZM93 98H94V100H93ZM98 98V99H97ZM112 99H113V97H111ZM111 98H109L106 102H108V103H110L111 102ZM129 98H131V97H129ZM153 98H155V96H153ZM44 99H45V101H44ZM29 100H31L30 101V103H29V105H28V103H27V105H28V107H27V109H26V113L24 114V115H26V116H20V120L21 121H26L27 119H28V117H30L31 115H32V104H33V100H32V98L31 99H29ZM86 100V101H85ZM100 100V101H99ZM102 100V101H101ZM88 101V102H87ZM7 102V101H6ZM105 102V103H106ZM91 104H93V105H91ZM86 105V106H85ZM91 105V106H90ZM106 106H105V108H107V104H105ZM155 108V107H154ZM153 108V109H154ZM30 109V110H29ZM93 109V110H92ZM111 110V113H109L110 112V110ZM113 109L114 110H112V108H107L106 109V117L104 118L105 119V121L107 120H109L112 116H113V113H116L118 110L116 109V108H114L113 107ZM116 109V110H115ZM152 109V111H154ZM7 110V109H6ZM109 110V111H108ZM8 112H6V113H9L10 111H9V109L7 110ZM29 111V112H28ZM68 111L69 112H67V116H68V118H71V116L73 115V113H72V109H71V113H70V109H68ZM91 111V112H90ZM55 112V113H54ZM167 113L168 112H172V109H170L169 111L167 110L166 111ZM203 111H201L200 113H202ZM29 113H30V116H29ZM108 113V114H107ZM152 115H154V113H152L151 114V116ZM55 116H56V110H53V114H52V116L51 117H54V118H52V120L51 121H53L54 119H55ZM92 116V117H91ZM25 117V118H24ZM26 117H27V119H26ZM110 117V118H109ZM120 117V116H119ZM24 118V119H23ZM39 121H40V123H43V121H44V118H40L39 119ZM152 126V127H151ZM151 128L152 129H154L155 128V124L152 122L151 123ZM154 127V128H153ZM166 128V127H165ZM87 129V128H86ZM85 131H87V130H85ZM92 130L90 129L89 131H88V133H90ZM151 132V133H150ZM149 133H150V135L148 136V138L149 139H147L148 141H146V143H148V144H146V143H144V145H142L141 147L139 146V148L137 147L136 149H137V156H139L143 151H144V149H146V148H148V147H150V146H152V145H150L151 143H150V141H151V139H153L154 138V134H153V131H150ZM151 134H153V135H151ZM133 135V134H132ZM131 134H130V138H132L131 136H132ZM59 138H58V141H57V144H56V146H55V153H54V155H55V157H56V155L57 154H59V151H61L60 152V155H57V160L59 161V163L61 164V166H59L58 165V163H54V162H58L56 159H55V161H54V159L51 161V163H50V165H48L47 167L45 166L46 164H49V160L48 161H46V163H45V167H43V165H42V163H41V161H39V165L40 166H42V168L38 165V162L35 164V167L33 168V170L35 171V169H36V171H35V173H34V171H33V174H34V178L37 180L38 178V176H40L44 171H45V169L47 168V169H49V170H47L46 169V171H45V175H43L44 176V180H50V181H42L43 182V186L44 185H46L45 187H44V190H45V193L43 194V201L45 202V203H43V205H42V207H41V213H42V211H43V216L41 215V214H39V220H40V222L42 221L41 220V218L42 219H44V218H46L47 216L46 215H49V216H51V218H53V217H55L54 216V214H52V212L54 213H56V210H58V207H62L63 208V210H62V213L63 212H65V213H63L64 215V217L65 218H68V216L70 217V215H71V213L73 212V213H75L77 210H75L76 208H74L73 206L75 205V207L77 206V205H79L78 203L80 202V204L82 203V204H84V205H88L89 204V202L91 201H89V199H91V196L90 195H92V193L90 194V192H92L91 190H92V188H94V187H97L98 185H99V187L100 186H102V187H100L101 188V191L102 190H104V191H100V193L98 194L99 196L98 197H100V195H101V197L102 196H105L106 194H107V191H108V189H109V182L108 181H112V180H114L115 179V177L117 178V176L119 175V171H120V169L122 168V163H123V161L121 160L122 158H123V155L122 154H124V151H126V150H128L130 147H132L133 146V144L134 143H131V144H129V145H127V144H124L122 147H120L119 148V150H118V153L119 154H121V158H118L117 160H119L120 161V163H118V164H116V163H113V165L115 164V166H113V167H111V169L110 168H108V162L106 163L105 162V160H107V158L111 155V153L113 152V147H114V144H115V141H116V137H115V139H114V141L110 138V136H108V137H106L107 139L105 140V142H106V147L107 146H109V144H110V148L109 147H105L106 149H104V151H103V153H102V158H100V159H102V160H100V161H97V163H99V166L97 165V163H96V161H94L95 160V158L96 157H93L94 155L90 152V153H87V154H85L86 156L83 158V159H85L86 157H88L87 159H89L87 162H88V165H87V163L85 164V166H87V168H85L86 170V172L85 171H83V172H85V174H86V176H85V178H87V179H85V178H83L85 181V183L83 182L82 184L80 183L81 181H80V179H79V181L80 182H78V178H79V176L78 175H76V177H75V180L73 179V184H74V182L76 181V183L74 184V185H76L77 186V189H76V186H74L75 188L73 189V192H72V190L70 191V192H72V193H70L69 192V190H68V185H67V181H68V178H67V175L69 176V172L70 173H73V172H75V171H78V163H79V158L81 157V155L80 156H78L79 154V152H78V150L76 149V147H77V142H74L73 143V145H72V147H74V151L72 152L73 154V157L70 159V162L69 161H66L65 162V160H63V157H65V155H63L64 154V150H63V148H64V143H63V140H61L62 138V136L60 135V136H58ZM191 137H192V139H191ZM190 138H189V140H188V142H189V144L187 145V148H190V146L192 145V142H195V140H196V137L193 135V136H191ZM61 138V139H60ZM108 138H110V139H108ZM59 139H60V143H63L62 145L60 144H58L59 143ZM167 139H168V137H165L164 138V140H162L161 142H162V144H161V142H160V144H159V149L157 148V153H156V158L158 157V159H159V157H160V155L162 154V150L164 149V145L166 146V144H168V141H167ZM177 139V137L175 138V140ZM178 139H179V137H178ZM111 140V141H110ZM150 140V141H149ZM174 140V141H175ZM110 141V142H109ZM192 141V142H191ZM114 142V143H113ZM177 142V141H176ZM176 142H175V144H176ZM179 142V141H178ZM177 142V143H178ZM187 142V143H188ZM109 143V144H108ZM146 144V145H145ZM207 145H209L210 144V142H207L206 143ZM75 145V146H74ZM177 145V148H180V142L178 143V144H176ZM57 147H60L59 149H57ZM63 147V148H62ZM39 150H40V145L37 147ZM38 149H36V153L39 155V153L41 152V151H39ZM108 149V150H107ZM142 149V150H141ZM139 150H140V152H139ZM58 153H57V152ZM169 151H172V148H170L169 149ZM63 152V153H62ZM76 152H78V153H76ZM187 152V153H186ZM185 152V155H186V157L187 158H189L192 154H193V152L191 151V149L190 150H188V151H186ZM62 153V154H61ZM75 153H76V155H75ZM160 153V154H159ZM92 154V155H91ZM109 154V155H108ZM168 154H170V153H168ZM37 155V157H39ZM75 155V156H74ZM91 155V156H90ZM107 155V156H106ZM58 156H60V157H58ZM137 156L136 157H134L135 159L137 158ZM76 157V158H75ZM61 158V160H63V162L61 161V160H59ZM74 158V159H73ZM65 159V158H64ZM73 159V160H72ZM94 159V160H93ZM105 159V160H104ZM78 162H77V161ZM93 160V161H92ZM116 160V161H117ZM72 161V162H71ZM75 161H76V163H75ZM115 161V162H116ZM68 162V163H67ZM89 162H90V164H89ZM104 162V163H103ZM177 162V161H176ZM176 162H174V163H170V167H169V170L171 169V168H173V166L175 165V163ZM71 163H72V165H74L75 167H73V169H74V171L72 172V167L70 166L71 165ZM105 164V165H103V164ZM44 164V163H43ZM52 164V165H51ZM54 164H56V165H54ZM66 164H68V165H66ZM103 166H102V165ZM171 164H172V166H171ZM58 165V166H57ZM77 165V166H76ZM95 165H97V166H95V168H94V166ZM63 166V167H62ZM65 166V167H64ZM66 166L68 167V166H70L71 167V169H69L68 170V168H70V167H68L66 170H68V171H66L65 173H64V170H65V168H66ZM84 166V167H85ZM92 166V167H91ZM50 167V168H49ZM52 167H54V169H55V174H54V171H52V170H54ZM55 167H57V169H58V167H59V169L57 170ZM62 167V168H61ZM104 167V168H103ZM118 169H117V168ZM121 167V168H120ZM63 168H64V170H63ZM101 168H102V171H101ZM41 169H42V171H41ZM44 169V170H43ZM90 169H92V170H90ZM94 169V170H93ZM114 169V170H113ZM117 169V170H116ZM136 169H138V167H135V170ZM51 170V172L52 173H49V171ZM57 170V171H56ZM59 170H61V172H63L62 174H60V176L62 177H59V176H57V175H59L58 173L60 172ZM90 170V172H88ZM114 172H116V173H112L113 171ZM116 170V171H115ZM119 170V171H118ZM151 170V172H152V170H153V172H155L154 171V167L152 168V169H150ZM93 171V172H92ZM97 171V173H96V175H98V174H101V175H98V177H99V182H97L98 183V185H97V183L95 184L94 183V177H95V172ZM41 172V173H40ZM47 172H48V174H47ZM60 172V173H61ZM67 172H68V174H67ZM89 174H88V173ZM102 172V173H101ZM153 172H152V175H153ZM37 173H38V175H37ZM91 173V174H90ZM109 173H111V174H109ZM66 174V175H65ZM103 174V175H102ZM36 175H37V177H36ZM132 175V179H133V177H134V172L131 174ZM131 175H130V178H131ZM47 176H49V178L47 177ZM55 176H56V178H55ZM63 176H65V178H66V180H64L65 178L63 177ZM100 176H103L102 177V179H101V177ZM106 178H105V177ZM151 176V174L149 175V177L147 178V179H149V180H146L145 182H144V184H143V191L144 192H147V193H144V195L145 196H143L144 197V200H142V202H141V204L144 206L145 205V207L147 208V217H149V206L147 205L148 204V196L152 193V192H154V188L152 187V185H151V181H152V177H150ZM45 177H47V178H45ZM51 177V178H50ZM57 177H59V178H57ZM83 177V176H82ZM91 177V180L89 179ZM93 177V178H92ZM153 177H154V175H153ZM55 178V179H54ZM64 178V179H63ZM77 178V179H76ZM112 178V179H111ZM62 181H61V180ZM106 179V180H105ZM111 179V180H110ZM54 182H53V181ZM64 180V181H63ZM91 182H90V181ZM93 180V181H92ZM102 180V181H101ZM104 180V181H103ZM61 181V182H60ZM66 181V183H64ZM107 181V182H106ZM130 181H131V179H130ZM46 182H48V183H46ZM90 182V183H89ZM93 182V183H92ZM102 182V183H101ZM46 183V184H45ZM55 184V186L54 187H57L58 188V194L59 195H62L61 197H62V199H60L61 197H59V200H57L58 202H57V204H56V206H57V208H56V206H55V208H56V210H54V211H50L49 210V208L50 207H46V204L48 205V201H47V198H48V195L50 194V188L52 189L53 188V186H52V184ZM80 183V184H79ZM88 183V184H87ZM49 184V185H48ZM51 184V185H50ZM67 186H66V185ZM94 184H95V186H94ZM105 184V186L103 187V185ZM106 184H108V186L106 185ZM122 184H124V183H117L116 185V187H115V189H114V191H113V196H114V198L116 199V196L117 195H121L122 194V190H124V188L122 187ZM61 185H63V187L61 186ZM79 185V186H78ZM86 185V186H85ZM121 185V186H120ZM145 185H147V186H145ZM64 186H66V187H64ZM83 186V187H82ZM132 186V189L134 190L135 188H133V185H131ZM131 186L130 187H128V189L130 188V191L129 190H127V192H129V194L134 198H132L131 197V202H130V206H132L133 208H134V206H136V204H138V203H136L137 202V200H135V195H136V191L134 190H132L131 189ZM150 186V187H149ZM50 187V188H49ZM81 187V188H80ZM85 187H86V190H88L89 191V189H90V191L88 192V191H86L85 190ZM90 187H92V188H90ZM120 187H122V188H120ZM49 188V189H48ZM60 188V189H59ZM63 188V189H62ZM144 188H146L145 190H144ZM153 188V189H152ZM65 189V190H64ZM107 189V190H106ZM47 190V191H46ZM67 190V191H66ZM77 192H75V191ZM80 190V191H79ZM84 190H85V192H84ZM118 190V191H117ZM163 190V189H162ZM162 190H160V192L162 191ZM79 191V192H78ZM82 191V192H81ZM121 192V194H118V193H120ZM125 191V190H124ZM132 191V192H131ZM66 192V193H65ZM81 192V193H80ZM116 192V193H115ZM150 192V193H149ZM48 193V194H47ZM75 193V194H74ZM83 193H87L86 195L85 194H83ZM101 193H103V194H101ZM71 194H74V196L73 195H70ZM116 194V195H115ZM84 195V196H83ZM88 195V196H87ZM64 196V197H63ZM83 196V197H82ZM119 196L117 197V208H118V211L121 209H123V211H119V213H123L124 211H125V206L124 205H122V203H120V199H119ZM67 197H68V199H67ZM71 197H72V199H71ZM87 199V200H85V199ZM67 199V200H66ZM83 200V201H82ZM145 200H147V201H145ZM59 201H61V202H59ZM89 201V202H88ZM145 201V202H144ZM173 201H175V200H173ZM72 202V203H71ZM88 202V204H86ZM147 202V203H146ZM64 203V204H63ZM121 205H120V204ZM133 203H136V204H133ZM256 203V202H255ZM65 205V206H64ZM44 206V207H43ZM68 206V207H67ZM122 206V207H121ZM138 206V205H137ZM136 206V207H137ZM66 207V208H65ZM73 207V208H72ZM121 207V208H120ZM124 207V208H123ZM135 207V208H136ZM74 209L73 211L71 210V212H69V209ZM89 208V207H88ZM173 208H174V210H173ZM171 210H170V212H171V214H170V217H169V225L170 226H172L173 225V223L175 222V220L179 217V221L180 222H182V223H184V222H186V221H190V220H192V221H190L187 225H192V223H194L195 222V220H193L194 219V217H195V213L193 212V211H188L190 208H191V206H187V208H188V210H187V208H186V210H185V213L182 215L181 214V212H178V210H177V206L175 205L174 207H173ZM60 209V208H59ZM68 212H67V211ZM160 211V210H159ZM158 211V212H159ZM70 213V214H67V213ZM157 212V213H158ZM202 212H204V211H202ZM161 213V214H160ZM160 215L159 216H162V210L160 211ZM177 213H179L180 214V216H179V214H177ZM233 215V217L234 218H236L237 217V215H238V212L236 211H234L233 213H232ZM66 215H67V217H66ZM75 215H76V213H75ZM250 215H251V213H250ZM41 216V217H40ZM45 216V217H44ZM44 217V218H43ZM147 217H145V219H142V222H146L147 221ZM182 217V218H181ZM190 217V218H189ZM157 218H159V217H157ZM112 219L111 218H108L107 219V222H112L111 221ZM144 220V221H143ZM201 220L202 219H200L199 220V223L201 222ZM123 222H124V220H122ZM184 221V222H183ZM109 222V223H110ZM127 221L125 220V222H124V224H120L121 226V228L123 229L122 230V234H124V236L122 235V236H119V238L118 239H120L121 241V243L120 242H117V244L116 243H114L115 242V239L113 238L114 237V233H115V229H114V225H112L114 222H112L111 224H109V223H107L106 224V227L107 226H110V227H108L109 228V230L107 229V228H104V229H106V231H102L103 233L105 232H109V233H100L101 235L103 234V235H105V238L104 237H102L100 234L98 235V232L96 231V233L94 234V232L95 231H93V234H91L90 235V241H92V242H94L96 239H98V237L100 238H103V239H98V240H96V242L102 247V246H104V247H102L103 249L101 250L103 253L101 254L100 253V251H99V253L98 252H95L94 251V249H93V252H92V248H90L91 250H89L88 252H90L89 253V258H87V256H86V260H87V262L85 263V264H87L88 262H89V260H90V262L88 263V264H102V262L101 261H103V259H105V256H106V254H107V251L110 249V248H112L113 247V249H112V251H114V249L117 251V249H118V251L117 252H113L112 253V255L109 257V259H111V260H109V264L111 263V264H136L137 262H138V259H139V256L138 255H140V253H139V245L141 244V240H142V235H143V229L142 228H140L139 230H137L136 231V235H135V239H134V241H133V245H134V247H135V250H137V252L134 250H131L132 251V253L130 254L129 252H122L121 254L119 253V251H120V248H121V246H122V248L124 249H127V247H128V245L129 246H132L131 244H130V229H128L129 227H127V225L129 226V224L128 223H126ZM139 222H140V220H139ZM213 222L214 221H211V222H209V223H207L206 225H207V227L208 226H213ZM66 223V222H65ZM122 223V222H121ZM126 223V224H125ZM143 223V224H144ZM172 224V225H171ZM186 225V226H187ZM202 225H203V223H202ZM205 225V226H206ZM52 227H54V224H52L51 225ZM112 226V227H111ZM124 226V227H123ZM201 226V225H200ZM52 227H51V229H52ZM64 227H68L67 225H65L64 224ZM212 228H213V231L216 229V228H214V227H211L209 230H211L212 231ZM113 229H114V231H113ZM126 229V230H125ZM184 229V228H183ZM125 231V232H124ZM139 231V232H138ZM183 231H185V232H188V227H186ZM198 231H200V229H198V230H195V232H198ZM111 232V233H110ZM129 232V233H128ZM138 232V233H137ZM126 233V234H125ZM154 232H152L151 234L152 235H150L149 237H147L145 240H150V239H152L153 238V236L155 237L157 234H153ZM109 234V235H108ZM113 234V235H112ZM232 234H233V231H232V228H229V230H228V235L229 236H232ZM97 235V236H96ZM107 236V237H106ZM94 237V238H93ZM120 237H123V238H120ZM96 238V239H95ZM112 238V239H111ZM128 238V239H127ZM74 238H72V239H69L68 241H66L65 243V246H66V252H71L72 250H73V248H74V251H76L77 249H78V242L80 241V239L79 240H77V239H74ZM92 239V240H91ZM105 239V240H104ZM99 240H101L100 242H101V244L98 242ZM111 240V241H110ZM114 240V241H113ZM55 242H56V240H54ZM71 241V242H70ZM73 241V242H72ZM76 241H77V243H76ZM117 241H119V240H117ZM233 241V240H232ZM55 242H54V244H55ZM74 242H75V244H74ZM109 244V245H106L107 243ZM104 243V244H103ZM120 243V244H119ZM123 244V245H122ZM74 246V247H72V246ZM115 245V246H114ZM119 245H120V247H119ZM76 246V247H75ZM109 246V247H108ZM118 246V247H117ZM117 247V248H116ZM137 247V248H136ZM76 248V249H75ZM107 248H109V249H107ZM71 249V250H70ZM134 249V248H133ZM69 250V251H68ZM69 252V253H70ZM136 252V253H135ZM96 253V254H95ZM88 254V253H87ZM94 254V255H93ZM100 254V255H99ZM249 254H251V253H249ZM120 255H122V257L120 256ZM125 255V256H124ZM130 257H129V256ZM100 256H101V258H100ZM132 256V257H131ZM58 257H62L61 255H59ZM57 257V260L59 261V263L58 264H62L63 263V261H61V260H59V258ZM76 258V256L74 255V253H73V257H71V260H73L72 258ZM92 257V258H91ZM102 257H104V258H102ZM120 257V258H119ZM131 258V259H129V258ZM74 258V261H72V263L71 264H81V262L80 261H77L78 259L76 258L75 259ZM134 258V259H133ZM233 258V257H232ZM61 259V258H60ZM101 259V260H100ZM70 260V261H71ZM113 260V261H112ZM128 260H130V261H128ZM132 260V261H131ZM136 260V261H135ZM77 263H76V262ZM127 261V262H126ZM253 261V262H252ZM133 262V263H132ZM229 262V261H228ZM231 262V261H230ZM229 262V264H232V263H234L233 261L230 263ZM249 262H251L250 264H253L254 263V260H250ZM186 262H184V264H185ZM103 264H105V262L103 261ZM249 264V263H248ZM254 264H256V263H254Z\"/></svg>",
    "mask_w": 264,
    "mask_h": 264
}]
</instances>
